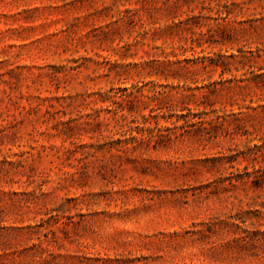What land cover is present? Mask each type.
Wrapping results in <instances>:
<instances>
[{"label":"rangeland","instance_id":"1","mask_svg":"<svg viewBox=\"0 0 264 264\" xmlns=\"http://www.w3.org/2000/svg\"><path fill=\"white\" fill-rule=\"evenodd\" d=\"M0 136L7 264H264V0H0Z\"/></svg>","mask_w":264,"mask_h":264},{"label":"trees","instance_id":"2","mask_svg":"<svg viewBox=\"0 0 264 264\" xmlns=\"http://www.w3.org/2000/svg\"><path fill=\"white\" fill-rule=\"evenodd\" d=\"M2 137L0 136V144H1ZM144 140V139H140ZM257 151L255 153L254 160L256 162V165H253L252 172H247L244 174L237 175L236 180L238 182L242 183H248L250 182L253 187H260L264 183V142L260 146H256ZM126 150V149H125ZM13 162L8 161L6 159V156L2 157L0 160V182L1 180H7L9 177L10 169L8 166H12ZM1 251L5 252L9 250V246L6 242L3 243ZM5 255L0 256V264H7L4 262Z\"/></svg>","mask_w":264,"mask_h":264}]
</instances>
